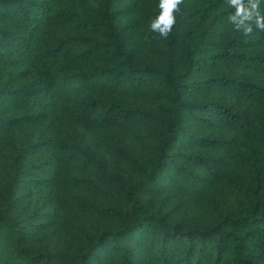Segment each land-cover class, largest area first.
I'll list each match as a JSON object with an SVG mask.
<instances>
[{"label":"trees","instance_id":"trees-1","mask_svg":"<svg viewBox=\"0 0 264 264\" xmlns=\"http://www.w3.org/2000/svg\"><path fill=\"white\" fill-rule=\"evenodd\" d=\"M158 6L159 0H0V264H264V105L239 110L223 98L264 100V30H235L229 0H182L168 36L156 32L151 44L157 62L144 65L137 31H152ZM69 24L75 29L58 36ZM139 90L153 93L157 109L145 125L116 102ZM203 95L211 98L195 101ZM54 116L71 131L95 116L106 128L140 126L151 151L132 165L136 178L114 177L112 193L76 201L103 220L85 226L63 254L46 248L52 220L18 210L27 178L56 176L52 162L23 163L48 141L25 147L13 138ZM240 142L245 150L234 153ZM62 148L70 149L66 160L82 154ZM218 181L239 194L236 205L192 227L170 221L172 209L164 206L171 198Z\"/></svg>","mask_w":264,"mask_h":264},{"label":"rangeland","instance_id":"rangeland-1","mask_svg":"<svg viewBox=\"0 0 264 264\" xmlns=\"http://www.w3.org/2000/svg\"><path fill=\"white\" fill-rule=\"evenodd\" d=\"M92 5H87L85 9L91 10ZM160 8L155 7L152 11L153 19L159 15ZM152 23V22H151ZM75 25L61 27L57 32L58 36L64 31H72ZM145 26L138 28V52L140 62L144 65L156 63V55L151 51V44L155 40L156 32H146ZM153 93L150 90L130 91L126 95L116 97L117 101L125 108L131 109L138 119V123L145 125V120L156 113L157 109L153 103ZM211 95L194 97L195 101L202 102L208 100ZM229 104L236 109L247 110L257 106L259 109L264 105L263 101L252 103L247 98L238 99L237 97H223ZM102 111V110H100ZM102 115V112L99 113ZM98 116L89 120L84 125L83 130H70L66 128L57 116L37 125L24 126L14 135L16 144L33 146L42 139H47L48 145L38 151L29 153L30 157L23 160L26 165H38L41 163L52 162V168L56 174L53 180L46 182L40 181L39 176L33 178L35 182L26 179L24 184L23 197H18L23 201L18 206V210L27 207L31 212H38L43 220H52L46 234H51L50 244L46 245L48 250L56 249L61 254L66 250L68 243H74L80 231L87 225H94L103 220V216L86 209H79L76 201L83 198V201L97 200L101 197V192L112 193L114 177L122 181H129L136 178L132 165L136 162H145L151 155L149 144L141 142L139 132L140 126L119 130L117 128H106L95 122ZM141 125V126H142ZM63 144L68 147H76L82 151L83 160H66ZM4 164L8 161L5 153L8 152L9 142L5 141L1 147ZM245 149L242 142L237 146L234 153L243 152ZM126 164L124 163V161ZM121 165V168L118 166ZM5 167V165H2ZM0 165V175H3ZM240 176H246V171L237 168ZM40 173V171H39ZM43 177L49 176L48 170L42 173ZM38 174V175H42ZM103 194V193H102ZM104 197H106L103 194ZM239 194L227 187L223 182L202 190L201 193L192 194L189 197L182 196L180 193L164 206V210L172 209L174 220L181 221L184 225L192 227L206 223L209 218L231 205L237 204ZM34 223H39V218H35Z\"/></svg>","mask_w":264,"mask_h":264},{"label":"clouds","instance_id":"clouds-1","mask_svg":"<svg viewBox=\"0 0 264 264\" xmlns=\"http://www.w3.org/2000/svg\"><path fill=\"white\" fill-rule=\"evenodd\" d=\"M182 0H159L160 13L156 16L150 28L158 32L162 37H167L175 24V12H179ZM261 0H229V6L235 8V12L229 16V22L235 30L251 33L252 26L264 30V10L260 9ZM239 18V19H237Z\"/></svg>","mask_w":264,"mask_h":264}]
</instances>
